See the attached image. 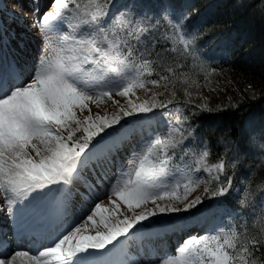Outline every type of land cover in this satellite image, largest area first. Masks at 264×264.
I'll list each match as a JSON object with an SVG mask.
<instances>
[{"label": "snow or ice", "instance_id": "snow-or-ice-1", "mask_svg": "<svg viewBox=\"0 0 264 264\" xmlns=\"http://www.w3.org/2000/svg\"><path fill=\"white\" fill-rule=\"evenodd\" d=\"M53 4L52 10L38 14L33 26L46 39L54 36L50 43L56 55L43 48L28 79L15 60H0V212L12 217L15 237L46 242L33 256L35 264H48L41 258L50 256L58 264H142L127 246L130 238L153 229L156 235L183 232L208 220L214 213L202 209L204 200L229 195L232 178L224 157L208 164L207 144L190 153L194 164L169 172L171 162L187 159L193 134L191 125L183 127L188 117L179 109L168 113L163 132L152 127L157 111L167 112L172 103L158 101L157 94L141 103L128 99V107L118 106L110 115L80 119L78 111L91 113L89 103L111 99L113 93L126 98L147 83L164 81L167 86L174 81L168 75L143 79L151 75L147 69L159 55L152 36L157 22L133 20L128 12L113 14L115 0H88L83 7L76 0L72 7L67 0ZM190 15L165 14L161 19L194 44ZM167 72L175 76L172 67ZM184 83L199 87L195 80ZM185 95L193 94L185 88ZM193 107L211 111L207 103ZM126 149L130 159L124 164ZM127 166H136L135 180L123 179ZM202 183L213 186L204 188L205 195L193 196ZM106 196L119 198L132 215L114 219L115 213L102 203ZM165 199L175 203H157ZM111 203L119 210L116 200ZM149 203L154 207L148 209ZM97 217L103 229L96 226ZM89 223L96 226L94 234H85ZM250 245L264 247V241L217 229L215 234L188 236L176 249L184 258L166 253L157 259L160 264H256ZM9 247L8 234L0 227V264H15L17 257L28 255L12 254Z\"/></svg>", "mask_w": 264, "mask_h": 264}, {"label": "trees", "instance_id": "trees-1", "mask_svg": "<svg viewBox=\"0 0 264 264\" xmlns=\"http://www.w3.org/2000/svg\"><path fill=\"white\" fill-rule=\"evenodd\" d=\"M115 5L131 13L133 20L147 18L158 23L152 36L158 40L155 52L159 55L152 58L147 80L168 75L174 81L167 86L164 81L156 85L157 100H171L169 105L187 113L185 125H191L190 131L195 129V136L209 144L211 163H217L220 157L226 161L234 187L226 197L207 199L227 203L240 190L249 212L252 191L264 177V158H260L259 150L264 132L262 135L253 130L255 125L260 129L264 122V0H116ZM183 12L191 14L187 23L197 35L194 44L189 36L182 38L161 19L165 14L178 17ZM168 67L174 69L175 76L167 72ZM186 80H195L199 87L189 86ZM203 87L209 96L201 102L197 91ZM185 88L193 94L191 98L185 95ZM173 91L175 97L171 95ZM201 103H207L211 111L193 107ZM250 117L252 122L248 124ZM250 220L237 236L264 241V211ZM250 247L251 259L264 264V247Z\"/></svg>", "mask_w": 264, "mask_h": 264}, {"label": "rangeland", "instance_id": "rangeland-1", "mask_svg": "<svg viewBox=\"0 0 264 264\" xmlns=\"http://www.w3.org/2000/svg\"><path fill=\"white\" fill-rule=\"evenodd\" d=\"M52 1V2H51ZM69 3V6L72 7V0H67ZM76 2L80 3L81 6L83 7L88 0H76ZM51 3V4H50ZM54 4L53 0H0V12H1V18L3 20L2 25H0V60L2 58V53L3 51H6V48L3 47V43H8L7 40L12 39V41L20 40L23 42H26V39H30L31 36H34L35 38H40L42 39L43 42V48H48L49 52L52 53L53 56L56 55L55 49L52 47L50 40L54 41V36L50 37L49 39L45 38V33L43 31H38L34 26L33 22L27 21L26 16L30 15L34 20L37 18L38 14H43L46 13L50 10H52ZM30 11L29 14L27 12ZM112 13H113V8H112ZM23 13V17H21L19 14ZM129 13V12H128ZM118 14V13H117ZM122 23H124L122 21ZM63 27V26H62ZM21 36L18 38V36ZM25 37V38H24ZM6 40V41H5ZM42 45V44H41ZM15 48H18L17 45H15ZM12 55H14V52H12ZM10 53L7 55V60H10V57L12 56ZM3 59V58H2ZM138 63V62H137ZM157 86H150V87H145V88H136L133 93L129 94V97H120L119 95L113 93V96L111 99H101L98 103H89V108L91 109V113L87 109L83 111H78L77 115L80 119H84L87 115L91 114L93 117H95L97 114L103 116L105 114H112L113 112L118 110V106H123V107H128V99L133 100L136 103H141L145 100H149L153 94L157 93ZM206 90H204V87L197 91V94L200 95V101L204 102L205 98L209 96L207 94ZM112 101H118L119 105L113 104ZM188 153V150H186ZM126 157L123 158V162L125 164L128 163L130 159V153L125 154ZM182 161L185 163L191 164L192 162L190 160H185L184 157H181L179 161H177L176 164L171 162L169 164V172L175 171L176 167H183ZM135 169L136 166H127L125 167V172L127 175L123 179H131L135 180ZM112 177L110 176L111 180ZM123 180L121 181V183ZM107 181L104 184V188L107 189ZM164 183H171L170 180H165ZM206 184L202 183L199 188L193 193V196L195 195H202L204 193V188ZM182 191V190H181ZM191 198V197H190ZM111 200H116L117 204L120 205L119 210H116L115 205L111 203ZM96 202H101V201H96ZM103 205L109 209L110 212H114L115 216L113 217L114 219H123L124 215H132V210L128 209L127 205L119 200V198L115 196L111 197H105L102 201ZM157 203H175L174 201L171 200H160L157 201ZM148 209H151L154 207L153 204L149 203L146 206ZM137 212L140 211V209H136ZM75 214H79V208L78 206L74 209ZM97 219V225L99 228L103 229V225L99 223V218ZM78 226V225H77ZM91 223L86 228L85 234L91 232L94 234L95 227ZM156 230L153 229L152 232H155ZM194 233H189V235H185L181 237L179 240L178 245H181L184 239H186L188 236L193 235ZM215 234V233H211ZM136 238V239H135ZM134 239L130 238L128 241V247L131 251L134 250V243L136 244H141L145 243L146 241H143V239L150 238V234H140L137 235ZM137 240V241H136ZM177 245V246H178ZM176 246V249H177ZM134 252L136 253V256L138 257V261H142L140 252L138 249H135ZM175 254L172 258L174 259H182L184 258V254L182 253H172ZM142 264H160V262L155 263V262H145L142 261Z\"/></svg>", "mask_w": 264, "mask_h": 264}, {"label": "bare ground", "instance_id": "bare-ground-1", "mask_svg": "<svg viewBox=\"0 0 264 264\" xmlns=\"http://www.w3.org/2000/svg\"><path fill=\"white\" fill-rule=\"evenodd\" d=\"M236 2H239V0H234ZM249 27V26H248ZM218 41L222 42L223 39L221 37L218 36ZM259 103H261V101H259ZM259 103H257V105H259ZM246 120V118H245ZM245 122V121H244ZM252 122V118L250 117L247 120V123L250 124ZM264 128V122L262 121L260 124V129ZM255 129L263 135V132L259 131L260 129L258 127H256L255 125ZM259 150H260V158H264V138L260 139V146H259ZM258 167V166H257ZM261 190H264V177L262 179H259L258 181V185H257ZM264 193V192H263ZM0 218L1 219H5L4 221L7 223V225L9 224V222H11L12 217L7 213V212H0ZM149 240V238H147ZM16 251H20V252H26L28 253V255L26 256H20L17 257L15 264H35V261L33 260V256L37 255L38 252H33V250L29 251V250H15L14 252H12V254H15Z\"/></svg>", "mask_w": 264, "mask_h": 264}]
</instances>
